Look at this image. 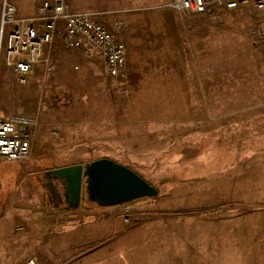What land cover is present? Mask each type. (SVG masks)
<instances>
[{
    "label": "rangeland",
    "instance_id": "rangeland-1",
    "mask_svg": "<svg viewBox=\"0 0 264 264\" xmlns=\"http://www.w3.org/2000/svg\"><path fill=\"white\" fill-rule=\"evenodd\" d=\"M5 1L19 18L42 0ZM65 1L122 21L124 67L109 76L56 37L20 84L0 57V116L37 119L28 155L0 158V264H264V9ZM102 157L157 195L99 206L83 184L76 209L47 206L45 171Z\"/></svg>",
    "mask_w": 264,
    "mask_h": 264
},
{
    "label": "built area",
    "instance_id": "built-area-1",
    "mask_svg": "<svg viewBox=\"0 0 264 264\" xmlns=\"http://www.w3.org/2000/svg\"><path fill=\"white\" fill-rule=\"evenodd\" d=\"M237 0H169L167 6L176 11L214 18L215 6L231 9ZM258 10L264 0H255ZM123 23L105 24L96 12L74 11L65 0H42L32 15L14 17V7L3 1L0 12V57L11 68L20 84L27 82L34 65L44 61V48L57 37L64 47L102 62L103 72L119 75L124 67L125 46L119 37ZM33 116L12 113L0 116V158L17 161L30 150V131L36 125ZM26 260L22 264H28Z\"/></svg>",
    "mask_w": 264,
    "mask_h": 264
},
{
    "label": "water",
    "instance_id": "water-1",
    "mask_svg": "<svg viewBox=\"0 0 264 264\" xmlns=\"http://www.w3.org/2000/svg\"><path fill=\"white\" fill-rule=\"evenodd\" d=\"M44 173L49 180L63 184L64 200L55 191L56 200L52 205L65 209L78 207L83 184L88 199L99 206H115L157 195V189L134 170L105 157L84 165L76 163L49 169Z\"/></svg>",
    "mask_w": 264,
    "mask_h": 264
},
{
    "label": "crops",
    "instance_id": "crops-1",
    "mask_svg": "<svg viewBox=\"0 0 264 264\" xmlns=\"http://www.w3.org/2000/svg\"><path fill=\"white\" fill-rule=\"evenodd\" d=\"M59 46L63 49V47L60 45V44H56V43H51L49 45H46L45 48H44V54H43V57H44V61L34 65L32 71L30 72L29 76H31L32 74H35L37 73L41 68L42 66L45 64V62L51 57V53L53 52V49L52 48H58L54 51H57V50H60ZM52 49V51H51ZM46 203H47V206H51V208H55V209H64L62 207H56V206H53L52 204L53 203H49V201H47L46 199L44 200Z\"/></svg>",
    "mask_w": 264,
    "mask_h": 264
},
{
    "label": "flooded vegetation",
    "instance_id": "flooded-vegetation-1",
    "mask_svg": "<svg viewBox=\"0 0 264 264\" xmlns=\"http://www.w3.org/2000/svg\"><path fill=\"white\" fill-rule=\"evenodd\" d=\"M37 180H39V177L34 176ZM43 182L40 184L41 187L44 189L45 192V196L44 198L49 201V203H53L56 200V194L55 191L56 188L51 185V183L49 182V178H47V175L45 173H43L41 175Z\"/></svg>",
    "mask_w": 264,
    "mask_h": 264
},
{
    "label": "bare ground",
    "instance_id": "bare-ground-1",
    "mask_svg": "<svg viewBox=\"0 0 264 264\" xmlns=\"http://www.w3.org/2000/svg\"><path fill=\"white\" fill-rule=\"evenodd\" d=\"M14 75V74H13ZM31 262L29 263L28 262V264H38V263H36V262H34V261H32V260H30Z\"/></svg>",
    "mask_w": 264,
    "mask_h": 264
}]
</instances>
